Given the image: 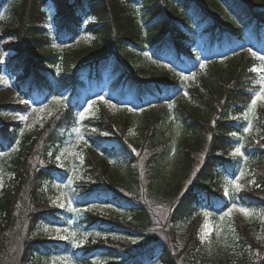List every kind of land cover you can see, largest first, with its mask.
Segmentation results:
<instances>
[{"label": "trees", "instance_id": "trees-1", "mask_svg": "<svg viewBox=\"0 0 264 264\" xmlns=\"http://www.w3.org/2000/svg\"><path fill=\"white\" fill-rule=\"evenodd\" d=\"M7 1L0 0V5ZM137 1L20 0L8 4L15 25L4 27L0 40L7 48H12L13 55L0 64V74L5 71L13 77L15 95L24 104L6 105L5 108L25 114L31 108L27 101L33 106L53 100L61 103L57 112L33 131L21 132L20 122L0 125V152L7 154L16 145L6 164L13 174L14 185L0 198V214L3 215L0 261L35 264L44 259L69 257L73 264H98L95 259H104V263L99 264H198L196 254L202 243L197 237V228L189 233L180 251L171 244L159 242L160 230L155 228L149 212L151 205L147 201L143 203L137 193L123 195L119 185L108 178L106 164L95 163L90 157L85 158L82 168L88 181L75 184L74 196L78 205L84 207L91 201L114 203L127 211L130 218L88 213L84 221L86 228L142 237L146 242L133 245L107 240L109 243L103 245L99 239L73 248L67 241L45 240L31 234L42 224L64 225L69 216L64 211L47 208V202L41 200L44 184L63 182L67 173L51 166L32 169L30 163L38 154H44L47 159L54 148L72 137L79 125L77 104L83 103L87 95H95L92 99H98L106 93L117 103L129 98L133 104L145 107L161 103L163 97L175 94L179 82L173 81L170 73L149 75L144 68L131 66L124 52L131 51V47L139 49L142 42L150 48L153 58L169 57L173 65L181 69L197 54L192 50L196 38L205 49L210 47V53L215 45L218 48L223 41H232L224 49L225 53L231 52L227 54L228 67L212 66L208 82H201L208 98L204 99L198 89L190 91L191 97L205 107V116L199 118L180 104L174 110L173 120H169V110L144 115L141 130L145 129L147 136H142L139 143H133L131 149L127 132L132 122L115 123L105 110H100L95 117L81 122L87 143L100 149L106 157L118 158L130 181L134 180L135 153L148 152L146 164L150 165V181L153 180L155 187L148 202L162 200L168 203L167 229L174 241L175 227L188 220L198 208L203 206L214 216L229 206L231 198L225 195L221 184L222 180L235 174L238 166L229 152L243 130L242 114L247 111L251 96L257 90V74L253 69L260 64L255 58L258 55L254 58L234 56L238 43H246L247 37L260 49L264 38V0L257 5L250 0H217L234 16L225 11V19L214 16L200 0H145L144 33L130 15V7ZM48 5L55 11L54 33L51 34L44 28ZM171 10L178 11L179 15L172 17ZM87 17L93 21L82 31ZM230 27L232 30L227 31ZM82 32L91 38V46L84 52H40L43 46L52 42L58 45L72 43ZM170 71L176 73L172 67ZM258 115L260 140L264 144V113L260 111ZM178 132H187L189 137L176 138ZM171 151L183 168L179 175L171 170L165 177L161 163ZM202 151L205 152L203 161L189 178L194 164L191 156ZM251 158L257 191L254 194L240 192L236 199L247 207H259L264 205V147L253 150ZM182 182L187 183L184 189ZM27 218L29 237L17 248L15 256L7 254V249L2 248L1 237L15 233L17 222ZM234 224L240 241L258 250L260 259L253 264H264V245L254 243L246 226Z\"/></svg>", "mask_w": 264, "mask_h": 264}, {"label": "rangeland", "instance_id": "rangeland-1", "mask_svg": "<svg viewBox=\"0 0 264 264\" xmlns=\"http://www.w3.org/2000/svg\"><path fill=\"white\" fill-rule=\"evenodd\" d=\"M18 1V2H17ZM202 5L209 9H211L212 13L219 18H227L226 12L224 11L223 6L217 0H200ZM216 1V2H215ZM253 4H259L263 0H250ZM19 3L20 0H9L8 4L13 5L15 3ZM8 4H4L0 6V16L4 17V19H0V33L4 27H12L14 26V18L12 14L9 12ZM227 10V9H226ZM227 12L232 15L228 10ZM171 16H178L177 11L171 10ZM130 15L136 20V23L139 25L141 33H144V22H145V2L144 0H139L135 4L130 7ZM233 16V15H232ZM54 17V10L51 5L47 6V9L44 13V28L48 30L51 34L54 33V27L52 24V20ZM234 17V16H233ZM43 18V19H44ZM236 18V17H235ZM206 21L207 19L204 18ZM93 19L91 17H87L84 21L83 27L88 22H92ZM205 21L201 22L202 24ZM43 26V25H42ZM227 31H231L232 28H226ZM144 42L141 43V47L139 49H135L131 47V51H123L125 56L129 59V62L134 68H144L149 75H159L163 73H169L170 62L169 59L164 57L163 61L157 62L156 59L152 60L149 56V48L146 45H143ZM91 46V38L88 34H82L79 38H77L73 43L57 46V43L52 42L50 45L43 46L40 52L49 53V52H58V53H77L84 52ZM262 48H264V43L261 44ZM227 47V46H226ZM243 48L247 49L244 52V56L246 58L250 57L252 54L248 51V49H252L253 52L256 51L255 47L251 44V42H246L243 44ZM242 48V49H243ZM195 51L201 50V44L198 40L195 41L194 46ZM13 55L12 48H7L5 43L0 40V64L10 59ZM200 59L198 62H191V65H186V70L177 69L180 74L174 73L171 74V78L173 81H179V88L176 94L173 97H163L162 103L151 107L146 108L144 111H140L137 106H133L132 101H127V107H122L120 105H116L112 99H110L106 93L102 96L104 99H97L91 101L89 96H87L83 101V104L78 105V127L73 131V135L71 138H68L57 148H54L50 156L46 159L44 154L35 155L32 159L30 166L32 169L42 166H51L54 169L63 170L67 173L66 179L63 182L55 181L52 184L45 183L43 186V190L41 193V200L47 202V208L49 209H58L69 214L66 219V223L64 225H50V224H42L38 229H36L33 233L34 236L38 238H42L45 240L52 241H67L73 248L82 247L86 245L88 242H94L96 240H101V243L105 245L109 243L107 240L118 241L122 243H129L133 245H139L141 243H145V238L140 237H129L123 234H110L109 232L101 231L100 229H87L85 225L86 214H96L102 217H118L119 219H129L130 214L122 208L117 207L114 203H105V202H97L91 201L86 206H79L77 201L74 198V186L77 182H87L88 178L85 176L83 172V161L86 157H90L95 163H105L109 168V177L115 183L119 185V189L128 196H133V193H137L141 198H139L143 203H148L151 205L149 208V212L151 213L154 222L155 228L160 230L159 242H165L166 245H172L175 250L177 248L180 251L184 244L187 241V236L191 233L197 226H199V230L197 232L199 241L202 243L201 250L196 254L197 263L198 264H253L259 261V253L258 250L252 247L251 245H244L236 233L235 222L246 226L250 231V234L254 238V243L258 245H264V205L259 207H245L239 203L236 199L237 195L240 192H246L253 194L257 191L256 183V174L252 169L253 159L251 158V152L255 150L257 147L263 148L264 144L261 142V131L257 124L258 113L261 111L264 113V101H258L257 107L254 111L249 112V107L247 111L242 114L243 119V130L240 134L237 135V140L232 149L229 152L230 158L237 161V168L235 174L229 178L228 180H222V190L225 193V188L228 187L229 198H231L230 204L228 206L236 205L238 207H244L249 209L252 212V215L245 216L238 211H233L230 217H225L223 221L220 220V216L223 215L227 209L217 215L205 217L203 215L205 210H199L195 215H193L188 221L179 224L175 228L176 241H174L173 237H169L170 233L167 229V214H168V203L166 201L157 200L148 202L150 193H152V189H154V184L150 181V165L146 164L148 157L147 151H141L135 153V158L137 159V163L134 166V180L130 181V179L124 174L122 171V166L120 160L114 157H106L104 156L99 149L90 146L85 139V129L81 126V122L86 119L95 117L97 112L100 109H104L106 111L107 116H109L114 122L121 124L123 121L131 120L132 126L128 129L127 138L129 139V146L132 149L133 143H139L142 139V136H147V131L145 129L141 130V124L144 119V113L148 115H155L163 110H169L170 118L169 120L174 119V110L177 105L184 106L189 112L200 117H204L206 114V109L203 105L197 103V101L191 97L190 91L197 90L199 94L204 98H208V92L202 87L201 82L203 80L208 82L209 74L211 72V68L209 64L205 63V60H202L203 54L200 53ZM219 58L218 61L219 66L221 68L226 69L228 65L224 63L223 55H217ZM238 58V55L237 57ZM217 63V62H216ZM214 63V64H216ZM260 64L254 69L261 68L264 66V61H260ZM201 64L204 65L201 68ZM173 68V67H172ZM177 68L176 66L173 68ZM195 73L194 76L192 74ZM257 74L256 86L257 90L252 94V99L256 92L260 90V77L264 75V73L255 71ZM184 76H192L189 80H184L182 77ZM187 92L188 95L185 96L184 93ZM58 100L50 101L46 104L36 105L32 107V109L25 113L21 114L18 112H14L5 108L6 105H17L24 104L22 103L14 93V81L11 75L2 72L0 74V125L4 123H21V132H30L40 127L43 123H45L51 116H53L59 106ZM107 101L108 103H105ZM89 102H94L91 107H89ZM172 104V108L169 109L168 105ZM251 104V103H250ZM111 105H115V107H111ZM34 109H43V111H33ZM85 109H88L85 112ZM131 109V111L129 110ZM84 114V118H80V114ZM247 118H245V114ZM20 117H26L27 119H20ZM249 121L252 122V129L250 132L245 133L244 129L248 126ZM183 137L188 138L189 134L187 132H178L176 138ZM175 144V142H173ZM243 152V156H233L231 155L232 151L236 147H240ZM16 145H14L7 154L0 153V198L4 191L9 188H13V174L9 172L7 169V163L10 157V153L15 150ZM67 149V151H65ZM63 153V155H61ZM204 151L195 153L191 156V159L194 161V164L191 167L189 178H191L204 158ZM60 156V159L57 160L56 157ZM175 153L171 151V153L165 158V160L161 163L162 167L165 169V177L170 172L167 171H175L180 174L183 165H181L178 159L175 157ZM48 160L49 162H47ZM160 164V166H161ZM241 172H243V176H241ZM237 177H240L239 183L242 185V188L239 191L234 192L230 185L227 184L229 180H235ZM106 178V180H109ZM226 178V179H227ZM176 180V178H175ZM71 181V183H69ZM187 183L182 182V188L186 187ZM59 186V187H57ZM61 192L68 193V199L71 201V208L76 209L77 211H71L69 209V205L65 202V207H59V203L63 202L62 199H58L60 197ZM56 201V203H53ZM148 205L146 207H148ZM95 206V207H94ZM33 210V208H31ZM129 210V208H126ZM3 215L0 214V224L1 218ZM208 223L210 226H215L216 229L221 230V234L218 237L216 231L213 230L205 239H201L205 235L206 229L203 228L205 223ZM47 228L48 231L44 229ZM56 229H60L59 233ZM67 229L68 232H76L78 240H83L84 236L87 235V240L83 243H80L79 246L73 244L70 240L60 239L59 236L67 235L68 233L63 230ZM163 231V232H162ZM99 233L97 236L96 234ZM16 234V235H14ZM30 234V222L27 218L24 221H18L15 226V233L11 235H4L1 237L4 243L2 248H6V253L13 254L17 252V248L25 241ZM10 236V237H9ZM22 237V238H21ZM27 237V238H26ZM170 239H173L171 242ZM13 249L14 252L11 250ZM17 259V257H15ZM64 261V264H73L69 257L66 258H52V259H44L40 262H36L35 264H53V261L56 264H61V261ZM96 263H104V259H95ZM0 264H11L10 262L0 261Z\"/></svg>", "mask_w": 264, "mask_h": 264}, {"label": "snow or ice", "instance_id": "snow-or-ice-1", "mask_svg": "<svg viewBox=\"0 0 264 264\" xmlns=\"http://www.w3.org/2000/svg\"><path fill=\"white\" fill-rule=\"evenodd\" d=\"M0 19H4V17L0 16ZM248 51L254 57L257 56V54L255 52H253L252 49H248ZM258 59L261 60V61H264V56H259ZM203 67H204V65L201 64V68H203ZM253 71H259V72L264 73V66H262L261 68H258V69H253ZM194 75H195V73L192 74V76H194ZM192 76H184L182 78L184 80H189V79L192 78ZM259 83L261 85L260 86V90L255 93V95H254V97H253V99L251 101L250 107H249V112H252V111L255 110V108L257 107L258 101H264V75H262L260 77ZM184 95L187 96L188 93L185 92ZM100 99L103 100L104 98L103 97H100ZM57 102H59V101H57ZM93 103L94 102H89V107H91ZM105 103H108V102L105 101ZM111 107H115V105H111ZM168 107H169V109H171L172 108V104L170 103L168 105ZM129 110L131 111V109H129ZM33 111H43V109H34ZM87 111H88V109H85V112H87ZM247 115L248 114L246 113L245 114V118H247ZM80 118L81 119L84 118V114L83 113L80 114ZM20 119L23 120V119H27V118L26 117H20ZM251 129H252V122L249 121L248 126L244 129V131H245V133H248V132L251 131ZM233 135H235V134H233ZM241 148H242V146L236 147L232 151L231 155H233V156H243L244 154L241 151ZM65 151H67V149ZM61 155H63V153H61ZM56 159L59 160L60 159V156H57ZM241 176H243V172H241ZM239 180H240V177H237L235 180H229V181H227V184L231 186V188H232V190L234 192L239 191L242 188V185L239 183ZM0 183H2V181H0ZM69 183H71V181ZM57 187H59V186H57ZM225 195L226 196L229 195V189H228V187L225 188ZM58 199H62V201H63V202H60L59 203V205H58L59 207H61V208L65 207V202H66L69 205V209L71 211H77L76 209L70 207L71 201L68 199V193L61 192L60 197ZM53 203H56V201H53ZM234 210L242 213L245 216L252 215V212L249 209L244 208V207H238V206H236L234 204L231 207H229L227 209V211L223 213V215L220 216V220L223 221L225 217H230L231 214H232V212ZM203 215L205 217H208L210 215V213L204 212ZM203 228L206 229V231H205V235L203 237H201L202 240L205 239L213 230L216 231V234H217L218 237L221 234V230L220 229H216L215 226H210L207 222L203 225ZM44 230L45 231H48L47 228H45ZM56 231L59 233L62 230L56 229ZM63 231L66 232V233H68V234L67 235H63V236H59L58 238L65 239V240H70L73 244H75L77 246H79L80 243H83V242H85L87 240V235L88 234H86L84 236V239L83 240H78L77 233L76 232H68L67 229H64ZM96 235L98 236L99 233H97ZM53 264H56V262L53 261ZM61 264H64V261L63 260L61 261Z\"/></svg>", "mask_w": 264, "mask_h": 264}]
</instances>
